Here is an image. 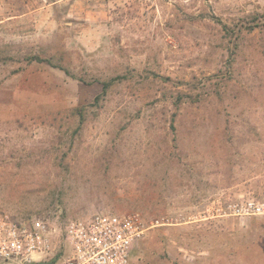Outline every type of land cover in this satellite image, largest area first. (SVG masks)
I'll return each mask as SVG.
<instances>
[{
	"label": "rangeland",
	"instance_id": "1",
	"mask_svg": "<svg viewBox=\"0 0 264 264\" xmlns=\"http://www.w3.org/2000/svg\"><path fill=\"white\" fill-rule=\"evenodd\" d=\"M263 13L264 0H0L1 208L47 222L58 241L98 214L173 219L128 264H264V215L218 211L264 202V30L243 29L225 104L170 125L188 82L229 66L225 27ZM78 106L90 119L70 149L57 136Z\"/></svg>",
	"mask_w": 264,
	"mask_h": 264
},
{
	"label": "built area",
	"instance_id": "2",
	"mask_svg": "<svg viewBox=\"0 0 264 264\" xmlns=\"http://www.w3.org/2000/svg\"><path fill=\"white\" fill-rule=\"evenodd\" d=\"M222 215H264V202L248 200L228 203ZM173 219L147 223L139 213L98 214L90 219L67 223L58 241L56 230L47 222L13 216L0 205V264H128L134 246L146 233Z\"/></svg>",
	"mask_w": 264,
	"mask_h": 264
},
{
	"label": "trees",
	"instance_id": "3",
	"mask_svg": "<svg viewBox=\"0 0 264 264\" xmlns=\"http://www.w3.org/2000/svg\"><path fill=\"white\" fill-rule=\"evenodd\" d=\"M240 26V27H239ZM237 29H233L230 27H225L227 35H231L234 37L233 41V50H231V60L229 62V66L226 67V70H220L218 74H215L213 77H209L207 79L199 80L197 78H193L192 81L188 82L187 86L189 88V93L186 94H178L174 97L173 106L176 108V113L172 116L171 119V127L174 129L176 125L177 118L181 123H183L185 113L182 114L184 110L191 109L192 111H200L206 110L208 105L214 101L218 102L220 105H224L226 100L228 99V89H229V81L233 79V72L235 70V58L234 55L237 54V50L239 48V39L243 29L253 32L256 29L264 30V13L263 14H254L250 16V18L245 22V24L235 26ZM29 62L37 61V62H46L51 67L60 69L65 72L66 75L71 76L73 79H77L69 69L63 67L60 64H55L51 60L42 59L38 56H30L27 58ZM129 78L127 75H119L113 77L108 80L102 81L100 84L102 86V92L95 97L94 103L91 104L92 108L102 109L103 103L105 102L107 97L109 96L112 88L122 83ZM83 81V80H81ZM183 84V82H182ZM95 116H98L97 112H93ZM90 112L88 107L86 106H78L73 108L71 112L70 121H68L65 130H62L61 134L57 136L58 142L60 144H70V149L75 144V141L81 136L83 130L85 129L89 119H90ZM182 114V115H181ZM194 121L196 123L200 122L199 117H195ZM178 122V123H179ZM71 134V135H68ZM64 157L61 159V164L65 161V153H63ZM67 155V154H66ZM239 159H243V157L237 153L236 155ZM67 157V156H66ZM232 157L228 156L225 157L223 162L224 165H234L235 163L231 164ZM231 167V166H230ZM133 251V250H132ZM61 257V254H58L49 264L56 263Z\"/></svg>",
	"mask_w": 264,
	"mask_h": 264
}]
</instances>
